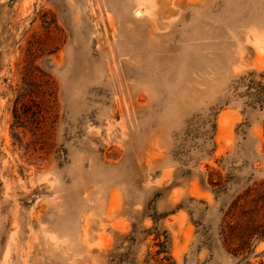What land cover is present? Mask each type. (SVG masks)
Listing matches in <instances>:
<instances>
[{
	"label": "rangeland",
	"instance_id": "obj_1",
	"mask_svg": "<svg viewBox=\"0 0 264 264\" xmlns=\"http://www.w3.org/2000/svg\"><path fill=\"white\" fill-rule=\"evenodd\" d=\"M0 264H264V0H0Z\"/></svg>",
	"mask_w": 264,
	"mask_h": 264
},
{
	"label": "bare ground",
	"instance_id": "obj_2",
	"mask_svg": "<svg viewBox=\"0 0 264 264\" xmlns=\"http://www.w3.org/2000/svg\"><path fill=\"white\" fill-rule=\"evenodd\" d=\"M140 9H141V8H140ZM140 9L137 8V9L134 10V14H135L136 16H141L142 12H141Z\"/></svg>",
	"mask_w": 264,
	"mask_h": 264
}]
</instances>
